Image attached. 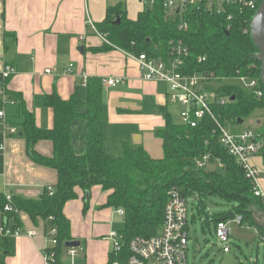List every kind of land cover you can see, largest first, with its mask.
Here are the masks:
<instances>
[{
    "label": "trees",
    "instance_id": "obj_1",
    "mask_svg": "<svg viewBox=\"0 0 264 264\" xmlns=\"http://www.w3.org/2000/svg\"><path fill=\"white\" fill-rule=\"evenodd\" d=\"M262 1L259 0L258 7ZM255 12L235 8L216 14L189 8L182 20L157 1L155 5L147 6L136 19H131L120 2L109 7L106 18L95 25L100 33L107 35L111 45L105 43L94 51H106L116 46L138 55L145 53L166 58L171 42L182 41L189 50L187 73L206 74L219 80L247 76L261 81L258 49L250 35ZM182 21L188 23L187 30H180ZM103 91L101 80L89 79L87 112L84 114L88 121L87 149L83 154H78L71 142V126L80 116L78 108L82 105L75 95L63 99L54 91L45 96V106L54 112V125L47 129L39 127L25 101L13 95L19 104V114L24 118L20 126L28 154L34 162L55 169L58 181L53 194L47 189L38 199L12 197V211H5L8 199L0 193L3 226L12 222V229H19L20 212L34 220L51 218L50 227H56L58 231L55 249L58 260L67 249L65 243L73 238L70 220L64 213L66 203L78 197V190L87 193L99 185L109 192L106 205L124 210L125 227L120 231L123 249L118 254L113 251L109 264L126 263L129 243L134 237L148 238L161 231L168 192L172 187H178L188 200H198L199 215L205 217L206 223L212 220L216 223V218L225 214H211L205 203L208 198L220 197L229 203L232 211L243 217L245 224L263 230L258 227L257 219L264 214V206L255 196L244 170L222 146L220 131L211 117H206L197 127H190L176 122L167 112L166 126L157 132L163 140L162 158H153L143 146L130 142H124L118 153H108L103 133ZM219 93L230 98L226 104L212 107L225 126L229 122L237 125L239 119L243 123L255 111H264V96L258 97L243 86L222 85ZM258 120L256 125L260 128ZM42 140L53 143L50 156L36 151V144ZM207 154L210 155L209 164L199 167L197 160Z\"/></svg>",
    "mask_w": 264,
    "mask_h": 264
},
{
    "label": "crops",
    "instance_id": "obj_2",
    "mask_svg": "<svg viewBox=\"0 0 264 264\" xmlns=\"http://www.w3.org/2000/svg\"><path fill=\"white\" fill-rule=\"evenodd\" d=\"M120 2L131 19L145 9L139 0H0V68L5 64L17 68L8 83L5 104L8 124L17 132L0 129V193L38 199L49 187L55 191L58 181L55 169L34 162L28 154L20 126L24 118L13 95L25 101L37 125L46 129L54 125V112L45 106V96L54 91L63 99L75 95L82 105L78 108L80 116L71 126V142L78 154L86 151L87 86L83 85L82 74L104 85L105 150L118 153L124 142H130L143 146L153 158L164 156L163 140L157 132L165 128L167 112L172 115L174 104L168 85L143 79L138 61L120 47L94 51L106 42L90 23L102 22L108 8ZM72 63L73 71L65 72ZM48 68L55 71L46 73ZM109 77H122L125 82L107 87L103 80ZM35 148L50 156L53 143L42 140ZM256 162L261 160L257 158ZM108 195L97 185L87 193L78 190V197L66 203L64 213L71 223L72 240L79 241L80 246L75 247L74 257L66 246L54 264H109L114 242L108 236L117 230L116 209L106 205ZM20 220L23 235H3L0 211V264H46L45 253L56 249L50 245L51 218L34 220L20 212ZM6 226L13 228L12 222ZM28 230H36L37 235H26Z\"/></svg>",
    "mask_w": 264,
    "mask_h": 264
},
{
    "label": "built area",
    "instance_id": "obj_3",
    "mask_svg": "<svg viewBox=\"0 0 264 264\" xmlns=\"http://www.w3.org/2000/svg\"><path fill=\"white\" fill-rule=\"evenodd\" d=\"M144 7L153 6L157 1L173 16H179L183 20L185 10L196 8L208 11L209 13L221 14L226 10L249 9L257 10L259 0H139ZM260 6V5H259ZM231 18V15L229 16ZM95 31L107 44H111L106 34L100 33L93 23H90ZM180 30H187L188 23L182 21ZM128 56L138 61L142 78L150 81H161L168 85L169 98L174 105L184 108L180 112L181 124L190 127H197L206 117H211L220 131L222 146L233 156L238 165L244 170L246 177L251 181L255 196L259 198L264 206V114L258 120L260 128L256 130L248 129L240 133L228 130V126L223 125L215 115L212 107L214 104H226L230 98L217 96L212 98L205 92L202 82L212 78L206 74H190L185 71L186 59L189 55L188 48L182 43L171 42L169 57L156 58L147 54H134L127 52ZM201 61L202 58H199ZM74 64H70L65 72L71 73ZM55 70L48 68L46 73H53ZM17 73V68L12 64H5L0 68V129L9 133H16L17 129L8 124L5 104L8 103V83ZM82 82L87 86L89 77L82 74ZM242 86L258 97L264 96L262 82L257 78L240 76L237 78ZM125 82L122 77H109L103 80L107 87H117ZM264 88V86H263ZM259 158L261 163H257ZM210 162V155L207 154L197 160L199 167H206ZM51 194L54 193L52 187L48 188ZM8 204L5 211H12V196L8 195ZM188 199L183 196L178 187H172L168 192V201L164 212V222L161 231L151 237L136 236L129 243V256L125 264H188V244H189V209ZM124 215L123 209H118ZM237 223L240 228H247L243 222V217L236 214L232 220L216 221V234L224 251H230V238L232 234V224ZM250 227V226H249ZM2 234L7 236H21L24 233L20 229H11L4 225ZM57 228L50 231V245L57 246ZM28 236L37 235L36 230H28ZM258 237L264 244V229H258ZM108 238L114 242V252L118 254L123 249V238L120 232L112 231ZM68 253L74 257L77 253L75 247H68ZM46 264H54L56 255L54 250H48L45 255ZM114 264H120L115 261Z\"/></svg>",
    "mask_w": 264,
    "mask_h": 264
},
{
    "label": "rangeland",
    "instance_id": "obj_4",
    "mask_svg": "<svg viewBox=\"0 0 264 264\" xmlns=\"http://www.w3.org/2000/svg\"><path fill=\"white\" fill-rule=\"evenodd\" d=\"M238 85L242 87L241 82L236 78L224 80L211 79L202 82L204 90L209 96L226 97L219 93V87L222 85ZM184 108L180 105H174L172 115L176 122L180 123V112ZM264 114V111L257 110L249 117L245 118L243 123L232 125L227 123L228 130L240 133L244 130H256L257 119ZM206 206L211 214L225 213L231 210L229 203L220 197H211L205 200ZM198 200L189 198V244H188V264H264V244L258 237V228L249 227L240 228L237 223L232 224V234L230 238V251L225 252L223 245L220 244L216 234V223L210 221L206 223L205 217L199 215L197 209ZM195 220L193 219V215ZM247 224V223H246ZM248 225V224H247ZM115 230L118 232L125 227L124 215L115 210ZM121 264V263H120Z\"/></svg>",
    "mask_w": 264,
    "mask_h": 264
},
{
    "label": "water",
    "instance_id": "obj_5",
    "mask_svg": "<svg viewBox=\"0 0 264 264\" xmlns=\"http://www.w3.org/2000/svg\"><path fill=\"white\" fill-rule=\"evenodd\" d=\"M120 19H118V23ZM229 33V32H227ZM250 35L258 49V59L261 63V82L264 86V0L261 2L259 8L256 10L250 25ZM234 100V97L231 98ZM239 123H242V119H239ZM236 216V213L232 210L226 212L221 217L216 218V221L232 220ZM258 227L264 229V214L257 219ZM67 247H79L80 242L76 240L67 241L65 243Z\"/></svg>",
    "mask_w": 264,
    "mask_h": 264
}]
</instances>
